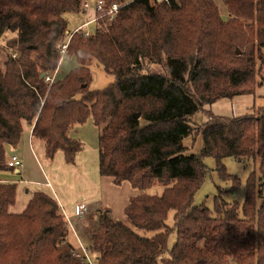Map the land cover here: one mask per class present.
<instances>
[{"label":"trees","instance_id":"obj_1","mask_svg":"<svg viewBox=\"0 0 264 264\" xmlns=\"http://www.w3.org/2000/svg\"><path fill=\"white\" fill-rule=\"evenodd\" d=\"M84 1L0 0V37L11 35L0 65V171L11 169L8 147H18L26 126L48 159L61 151L74 164L84 144L70 132L91 120L100 131V175L141 192L124 213L133 227L153 233L141 235L102 210L90 233L97 264H264V108L233 117L206 109L255 95L264 84L255 80L264 0H222L226 19L214 0H103L95 33L80 30L69 40L66 55L78 67L49 83L68 40L66 15L81 13ZM116 3L122 6L109 22L105 13ZM92 59L115 78L106 89H90ZM155 66L160 70L151 71ZM200 113L208 120L196 125ZM199 135L201 152L189 153L184 141ZM207 157L235 187L224 159L260 160L241 208L218 199L214 214L195 205ZM155 185L161 195L145 193ZM16 196L17 184L0 182V264H90L69 242L53 197L36 192L14 214Z\"/></svg>","mask_w":264,"mask_h":264},{"label":"crops","instance_id":"obj_2","mask_svg":"<svg viewBox=\"0 0 264 264\" xmlns=\"http://www.w3.org/2000/svg\"><path fill=\"white\" fill-rule=\"evenodd\" d=\"M86 15L91 21L95 18L96 13L94 10H90ZM252 96L254 95L237 96L232 100L224 99L206 109L215 115L233 117L235 115H222V113L233 112L235 107L238 112L241 110L250 112L255 104L253 102L255 97L252 98V101H247L245 107L240 105V99ZM238 107L244 108L239 109ZM207 120V116L203 113L194 117L196 125H201ZM87 124L79 126L80 129H85ZM189 139L192 138H187L184 145L189 149V153H193L194 143L192 140L187 143ZM78 140L84 144V147L74 164L66 163L65 156L61 151L50 160L45 154V144L35 139L32 129L26 126L18 147H8L7 150V158L17 155L21 158L23 166L20 169L0 171V182L17 184L16 204L11 208V213L14 214L25 211L36 192H43L53 197L59 203L67 219L68 240L75 252L82 255L83 250L89 251L92 246L90 233L95 229L93 222L96 224L99 213L108 209L115 218L125 222L124 212L130 199L140 195L141 192L133 189L130 184L129 187L127 182L115 185L112 179L102 177L99 170V149L87 147L85 137H80ZM82 207L84 215L78 216L76 210Z\"/></svg>","mask_w":264,"mask_h":264},{"label":"rangeland","instance_id":"obj_3","mask_svg":"<svg viewBox=\"0 0 264 264\" xmlns=\"http://www.w3.org/2000/svg\"><path fill=\"white\" fill-rule=\"evenodd\" d=\"M216 4L218 5L220 9V13L222 17L226 19L227 17V11L223 4L222 0H214ZM67 21H68V31L66 33V39H68L72 33L76 31V28L84 25L86 22L90 21L89 17L86 15V13L81 12L79 14H68L66 15ZM96 22H91L85 30H88L90 33H95L96 31ZM13 36V35H12ZM11 38V35H7L5 38L0 37V65H2L6 58L8 51L5 48L7 39ZM241 53V52H240ZM16 55V54H14ZM14 58V56H13ZM262 60H257V67L261 68L258 69L257 76L255 77L256 83H264V51L262 55ZM78 67V63L75 58H71L67 55L62 56L60 66L57 72V80L63 79L66 75H68L71 71L76 69ZM91 73H92V82L90 85L91 91H98L106 89L108 86L114 83L115 78L113 75H110L105 72L104 68L100 66L96 60L92 59V61L89 64ZM160 70L159 67H151V71ZM56 74V73H55ZM255 97V98H253ZM255 103L254 106H252V109L250 112L248 110H244L246 112H238L236 110H233V112H227L222 113V115H246L254 113L259 108H264V84L260 86L256 94L252 97L242 98L240 99V105L246 106L247 101L251 100ZM244 107H238L239 109H243ZM216 113L221 114L214 110ZM81 127H76L74 130L70 132V136L74 139H80V137H85L87 144V147H94L96 149H99V129L95 127L93 122L90 120L87 124V127L85 129L81 130ZM81 130V131H80ZM192 139H189L187 141L194 143L193 153L199 154L201 152V146L203 144L202 137L193 136ZM204 164L207 167V173L204 178L203 184L197 191L194 202L196 206H205L208 209H210L214 214L217 210V200L224 201L229 204H235L238 205V207H242L243 203L246 199V193H247V181L250 177V175L253 172H256L258 176H260L259 171V165L260 160H246L241 161L236 158H226L223 161L224 164V171L230 176L235 177L238 180V185L235 187L233 181L231 180H225L224 175L222 172L217 170V162L212 157H207L204 159ZM129 187V183H126ZM164 191V188L160 185H155L148 189L145 193L149 195H161ZM260 205V203H259ZM11 212V211H10ZM174 211H171L167 220V225L171 228L174 227ZM125 219V217H124ZM93 225L96 228V224ZM125 223L133 228L136 232H138L141 235L146 236H153V233L144 232L141 230L136 229L133 227L128 219H125ZM177 234L176 232H173L170 236L169 245L172 247L174 243L176 242ZM90 256H93L92 253ZM93 264H97V262L94 260ZM236 264V263H232Z\"/></svg>","mask_w":264,"mask_h":264},{"label":"built area","instance_id":"obj_4","mask_svg":"<svg viewBox=\"0 0 264 264\" xmlns=\"http://www.w3.org/2000/svg\"><path fill=\"white\" fill-rule=\"evenodd\" d=\"M160 1H166V2H168L169 0H160ZM124 2L126 3L127 0H124ZM121 6L122 5H120L119 3L113 4L110 7V9L108 10V12L105 13V16L108 17L109 22H112L116 18V16H117V14H118L119 9H120ZM103 9H104V2H103V0H85L83 2V5H82V12H84V13H87L90 10H94L95 13L97 14V12H101V11H103ZM97 19H98V17H97V15H95V18L93 20L86 22L84 25H82L80 28H78L74 33L78 32L80 30H83L85 32V35L86 36H89L90 35V32L88 30H85V28L89 24H91V22H97ZM71 36L62 45V48H61L62 56H65L66 53H67L68 43H69V40H70ZM13 56H14V58L16 57V55H13ZM55 80H56V74H54L53 76L48 77L46 79V81L49 82V83H53ZM6 163H7V166L9 168H11V169H20L23 166V162H22L21 158L18 157L17 155H12L11 157L7 158ZM76 214L78 216L84 215V208L83 207L82 208H77ZM77 255L80 256L81 254H77ZM82 255L86 258V260L90 264H93L94 258L92 256H90L91 253L89 251L83 250V254Z\"/></svg>","mask_w":264,"mask_h":264},{"label":"water","instance_id":"obj_5","mask_svg":"<svg viewBox=\"0 0 264 264\" xmlns=\"http://www.w3.org/2000/svg\"><path fill=\"white\" fill-rule=\"evenodd\" d=\"M237 53L240 54V50H237ZM45 77V74H42V78ZM137 117H139V115H137Z\"/></svg>","mask_w":264,"mask_h":264}]
</instances>
